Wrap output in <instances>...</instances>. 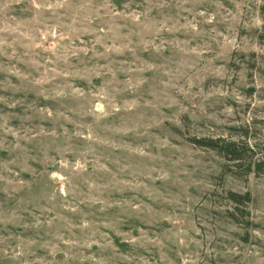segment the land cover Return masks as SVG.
Wrapping results in <instances>:
<instances>
[{
  "label": "rangeland",
  "instance_id": "374dc122",
  "mask_svg": "<svg viewBox=\"0 0 264 264\" xmlns=\"http://www.w3.org/2000/svg\"><path fill=\"white\" fill-rule=\"evenodd\" d=\"M242 130L264 0H0V264H264V175L189 142Z\"/></svg>",
  "mask_w": 264,
  "mask_h": 264
},
{
  "label": "trees",
  "instance_id": "16d2710c",
  "mask_svg": "<svg viewBox=\"0 0 264 264\" xmlns=\"http://www.w3.org/2000/svg\"><path fill=\"white\" fill-rule=\"evenodd\" d=\"M232 138V136L229 139L193 137L189 139V142L195 147L215 152L225 162L221 169L222 177L229 175L235 178H244L250 174L264 175V157L257 159L252 146L249 145L248 130H242L241 135H238L239 139ZM262 150L264 152V147ZM226 199L235 206L234 210L241 214L240 224L248 226L249 223L243 221L247 214L239 207H245L250 202L249 195H240L229 191L226 193ZM233 218H235L234 215Z\"/></svg>",
  "mask_w": 264,
  "mask_h": 264
}]
</instances>
